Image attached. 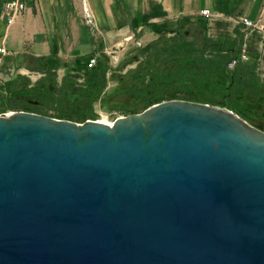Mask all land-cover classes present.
Returning a JSON list of instances; mask_svg holds the SVG:
<instances>
[{
  "label": "water",
  "instance_id": "1",
  "mask_svg": "<svg viewBox=\"0 0 264 264\" xmlns=\"http://www.w3.org/2000/svg\"><path fill=\"white\" fill-rule=\"evenodd\" d=\"M0 264H264V130L185 100L0 115Z\"/></svg>",
  "mask_w": 264,
  "mask_h": 264
},
{
  "label": "crops",
  "instance_id": "2",
  "mask_svg": "<svg viewBox=\"0 0 264 264\" xmlns=\"http://www.w3.org/2000/svg\"><path fill=\"white\" fill-rule=\"evenodd\" d=\"M5 1L0 0V49L7 53L0 54V62L25 72L43 59L56 60L58 70L66 72L92 57L110 70L113 52L126 56L122 66H130L141 50L173 36L169 23L182 20L202 28L220 26L219 35L231 40L238 25L243 27L242 18L264 24V0H26V11L13 25L3 12ZM85 7L94 27L87 24ZM203 10L213 18L202 17ZM134 39L138 47L129 52Z\"/></svg>",
  "mask_w": 264,
  "mask_h": 264
},
{
  "label": "trees",
  "instance_id": "3",
  "mask_svg": "<svg viewBox=\"0 0 264 264\" xmlns=\"http://www.w3.org/2000/svg\"><path fill=\"white\" fill-rule=\"evenodd\" d=\"M173 33L170 38L155 42L132 58L129 63H137V67L125 75L116 76L117 86L101 101V92L107 86L108 70L105 65L98 62L93 69H88L87 64L78 68L90 71L93 82L100 81L101 84V89L89 85L94 92H86L88 101L85 108L92 110L93 105L100 101L103 107L117 108L126 115L139 114L157 103L179 99L171 88L180 85L181 88L192 89L183 97L184 100L218 104L256 126L251 123L248 111L264 107V79L255 73L261 55L255 54L251 62H239L234 69H229L231 62L239 59L243 52L245 33L240 27L235 30L233 40L215 41L205 34L202 38L206 46L204 51L195 48L198 42L188 41L182 31ZM140 55L143 56L142 60L139 59ZM36 63L44 65L42 69L37 67L41 70L56 71L59 67L54 59H43ZM47 63L57 65L49 67ZM7 89L9 91L10 84ZM29 94L31 91L22 89L14 91L12 96L18 98ZM8 101L11 102L10 107L14 106L11 98ZM20 106L18 108L21 110L45 116L33 101ZM88 117L86 111L76 110L59 115L61 119L70 118L79 123H85Z\"/></svg>",
  "mask_w": 264,
  "mask_h": 264
},
{
  "label": "rangeland",
  "instance_id": "4",
  "mask_svg": "<svg viewBox=\"0 0 264 264\" xmlns=\"http://www.w3.org/2000/svg\"><path fill=\"white\" fill-rule=\"evenodd\" d=\"M238 26L240 27L242 32L245 33V44L242 54H245L247 56L246 63L251 62L252 57L255 54L261 55L258 59V65L255 73L263 80L264 36L262 35V33L259 34L257 31H252L245 26ZM168 30H170L172 33L176 31H182L184 34H186L188 41L198 42V47L195 46V48H200V50L203 51L206 50V46L204 45L202 40L205 34L215 41L231 40L228 35H219L223 31L222 27L220 26H212L209 28H206L205 26V28H202L186 20H182L178 23H169ZM128 42L130 43V40L127 41V43ZM137 47L138 46L135 45L134 39L129 52H133ZM195 48L193 49V51L195 50ZM125 58L126 56L121 57L120 54H116L115 52L111 53L108 60V66L110 67V70H108L107 74V86L103 90V92H101L102 95L100 97V101L101 98H105L108 96V94L112 93L117 86L118 81L116 80V76H118L119 74L125 75L137 67V63L123 67L122 64L123 61H125ZM139 59L142 60L143 56L140 55ZM46 65L49 67H53L57 64L52 65V63H47ZM39 66L42 69L44 65L33 62L30 65L32 70L25 72L19 70H9L8 68H6L7 65H5V63L0 62V115L14 112H29L21 110L18 107H22L20 105H25L26 103L33 101L34 104H37V107L41 110L42 113L45 114V116L59 120H68L71 122H75V120L70 118L61 119L59 118V115L62 112H70L74 110H76L77 112L86 111V113H88L89 115L87 121H100L108 124L114 123L119 118L129 116L126 115L122 110H119L117 108L103 107L100 101L96 102L93 105L92 110L85 108V103L88 101V98L85 95L86 92H94L93 90L91 91L89 85H95L97 86V88L101 89L100 81L93 82L90 71H86L84 69H78L79 71L70 70L66 72L59 70H41L37 68ZM8 84H10L9 91L7 89ZM22 89L31 91V94L22 95L18 98H14L12 96L14 91H20ZM171 89H173V91L177 94V97H180L176 100H184L183 97L186 96V93H189V91L192 90L181 88L180 85L173 86V88ZM10 98L13 100L12 104H14V106L12 105V107H10L11 102L8 101ZM209 105L220 106L218 104ZM248 112V116L251 117V123H254L256 127L264 130V107L258 108V110H249ZM75 123L82 124L79 122Z\"/></svg>",
  "mask_w": 264,
  "mask_h": 264
},
{
  "label": "built area",
  "instance_id": "5",
  "mask_svg": "<svg viewBox=\"0 0 264 264\" xmlns=\"http://www.w3.org/2000/svg\"><path fill=\"white\" fill-rule=\"evenodd\" d=\"M26 9H27L26 0H7L5 1L3 5V12L8 18V24L13 25L16 22L17 18H19L26 11ZM201 16L207 19L213 18V14L209 10H203L201 12ZM85 17L87 20V24L89 26L94 27L93 19L87 10H85ZM240 24L247 27L248 29L252 31H257V32L264 34V24L255 23L247 18H242L240 20ZM6 53L7 51L5 48L0 49L1 55L4 56L6 55ZM246 61H247V56L245 54H242V56L239 59H235L231 62V64L229 65V68L234 69L238 65L239 62H246ZM97 63H98V59L96 57L91 58L87 63V68L93 69L97 65ZM10 114L12 113L5 114V115H10Z\"/></svg>",
  "mask_w": 264,
  "mask_h": 264
},
{
  "label": "bare ground",
  "instance_id": "6",
  "mask_svg": "<svg viewBox=\"0 0 264 264\" xmlns=\"http://www.w3.org/2000/svg\"><path fill=\"white\" fill-rule=\"evenodd\" d=\"M85 10H87V8L85 7ZM88 11V10H87ZM89 13V12H88ZM83 124V123H82ZM108 124V123H107Z\"/></svg>",
  "mask_w": 264,
  "mask_h": 264
}]
</instances>
